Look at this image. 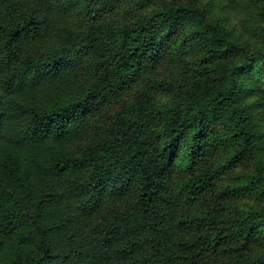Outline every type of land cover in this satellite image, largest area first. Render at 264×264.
Here are the masks:
<instances>
[{
  "label": "trees",
  "instance_id": "16d2710c",
  "mask_svg": "<svg viewBox=\"0 0 264 264\" xmlns=\"http://www.w3.org/2000/svg\"><path fill=\"white\" fill-rule=\"evenodd\" d=\"M0 264H264V0H0Z\"/></svg>",
  "mask_w": 264,
  "mask_h": 264
},
{
  "label": "rangeland",
  "instance_id": "374dc122",
  "mask_svg": "<svg viewBox=\"0 0 264 264\" xmlns=\"http://www.w3.org/2000/svg\"><path fill=\"white\" fill-rule=\"evenodd\" d=\"M74 1V0H73ZM79 7V4L76 3ZM129 4L128 3H117L114 4L113 7L110 9L99 13L97 20L101 22H109V23H116L119 22L123 16L124 13L128 10ZM72 10V7L71 9ZM52 16L55 21V27L50 29L48 34L45 36V38L40 43V48L42 50H49V49H59L60 41L62 40V36H68L72 33L78 32L80 29L85 27L87 23L89 22L86 18L82 17L81 15L75 13V12H58L55 9L52 10ZM136 88L132 87L128 92L125 93V95H122L118 100L114 101L113 107L120 106L123 102L127 100V98L134 95ZM114 109V108H113ZM227 175L220 179V183L226 179ZM230 204H232L234 207L238 209H246L250 208L253 205V202L250 200H239L236 198H230L228 200ZM198 206H203L202 202L198 203ZM263 250V247H260L258 244H253L250 246V250L248 252L244 253V256H250L252 255L255 257L259 252ZM235 256H237V253H235ZM251 256V257H252Z\"/></svg>",
  "mask_w": 264,
  "mask_h": 264
},
{
  "label": "snow or ice",
  "instance_id": "6c2138e0",
  "mask_svg": "<svg viewBox=\"0 0 264 264\" xmlns=\"http://www.w3.org/2000/svg\"><path fill=\"white\" fill-rule=\"evenodd\" d=\"M59 64H60L59 61H57L56 63L47 64L46 65L47 71L44 74H47V72L55 73V72L59 71Z\"/></svg>",
  "mask_w": 264,
  "mask_h": 264
}]
</instances>
